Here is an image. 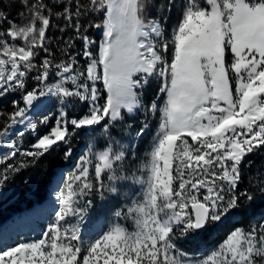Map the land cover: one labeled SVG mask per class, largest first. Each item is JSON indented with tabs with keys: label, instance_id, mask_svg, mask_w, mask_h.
I'll return each instance as SVG.
<instances>
[{
	"label": "snow or ice",
	"instance_id": "6c2138e0",
	"mask_svg": "<svg viewBox=\"0 0 264 264\" xmlns=\"http://www.w3.org/2000/svg\"><path fill=\"white\" fill-rule=\"evenodd\" d=\"M21 4L29 15L25 24L0 13V24H9L0 28V97L19 93L9 123L0 129V190L61 145L70 159L78 130L99 131L104 143L99 151L89 146L71 173L60 174L58 210L39 239L0 241V264H264V208L250 227L234 225L214 248H202L234 214L251 212L257 193L264 200L258 174L241 187L247 157L264 150V0ZM54 8L82 43L81 52L55 64L46 36ZM92 14L102 16L89 25L101 30L99 42L87 29L82 34L79 18ZM40 51L47 55L37 65ZM29 79L35 82L31 88ZM153 80L159 83L157 96L145 102ZM57 105L55 114L49 111ZM77 105L87 112L69 119ZM157 114L143 159L130 176L121 175L118 169L136 156L149 118ZM53 119L49 132L23 147L27 134ZM128 179L141 185V198L115 216L130 217L134 228L115 223L85 240L81 226L92 205L86 198L93 192L102 203L106 192L119 198L118 182Z\"/></svg>",
	"mask_w": 264,
	"mask_h": 264
},
{
	"label": "trees",
	"instance_id": "16d2710c",
	"mask_svg": "<svg viewBox=\"0 0 264 264\" xmlns=\"http://www.w3.org/2000/svg\"><path fill=\"white\" fill-rule=\"evenodd\" d=\"M49 2V0H45ZM82 5H87V0H80ZM56 9H53V15L51 19V26L49 31L46 33L47 36V47L51 56L49 59L53 63H60L66 61L68 56L75 55L82 51L81 40L77 37L74 27L69 22L62 18H58L55 15ZM0 13L7 16V21L15 22L16 24H25L29 21V15L27 11L22 7L21 0H0ZM102 16L98 14L92 15H82L79 18L80 24L83 26V30L87 29L86 34L93 40L99 42L101 38V30L95 27H89L90 24L100 23ZM176 20V12L173 10L172 14L169 16L167 21L168 29ZM5 21L0 24V28L7 29L9 27L8 22ZM73 24L75 21L72 22ZM19 45L22 42L16 41ZM71 43V47H69ZM96 51L95 47L92 49ZM47 53L40 51L39 55L35 59V63L39 65L42 63L43 58ZM80 66L84 67L83 58H79ZM32 73L30 75H34ZM54 77H50V81ZM35 82L31 79L28 80L29 88ZM100 85V84H98ZM101 87V85L99 86ZM159 88V83L153 80L149 86L144 90V100L145 102H150L157 96ZM19 99V93H13L11 95L0 97V129H2L7 123H9V115L12 113L13 105L12 101ZM163 98L161 97L157 102L162 103ZM59 105L51 107L50 112L56 113ZM87 112V108L83 105H77L75 108L69 110V119L75 117L79 118ZM45 114H48L47 112ZM140 119L137 118L134 121L135 128L140 127ZM159 116L158 114L154 117L149 118V130L146 131L145 135L139 141L136 147V156L131 157L128 161L123 162V167L118 169L121 175L130 176L134 172L135 167L143 159L146 150L149 148V142L154 135L158 126ZM55 125V120H51L48 125L38 126V130L34 133H29L24 137L23 147L28 148L30 145L35 144L36 140L50 131L51 127ZM71 131V128H69ZM119 137V133H115ZM123 139V138H121ZM104 141L100 136L99 131L96 133H91L87 129H81L76 132L74 136L71 137V148L72 157L70 159L64 158V151L66 147L61 145L59 149L52 151L50 154H46L38 159L34 166H29L23 170L17 172L13 178L7 183L9 188L8 193L0 197V228L1 225L6 221L7 218L11 217L14 213H20L23 209H29L35 203L42 204L47 201L48 197V187L51 185L52 176L57 168H68L65 170V176L71 173L78 158L82 154H87L89 146H93V151H99L102 148ZM82 147L80 151L77 147ZM247 161H251V166H247ZM12 161H9L11 163ZM242 174L244 175V184L241 187H248L249 176L255 177L257 174L264 178V150L258 153L250 154L247 157L245 165L242 166ZM139 175V173H137ZM90 179L93 176L90 174ZM27 181V183H25ZM108 183L107 181H105ZM119 191L121 193L119 198H115V194L105 193L104 201L102 203L98 192H93L86 199L92 201V205L87 212L83 225L81 229L87 226L94 218L101 216L103 220V229L108 230L115 223H120L126 226L129 230L134 228L132 219L129 217L125 219L124 216L116 217V211H126L129 206H131L135 201L141 198L142 187L140 184L135 183L133 179L122 180L118 182ZM254 186V185H253ZM85 201H82V206ZM264 208V200L260 199L259 193H257V199L254 201L253 210L251 212L242 211L241 213L234 214V217H230L224 224L209 237L207 244L202 246L204 251H208L214 248L219 242L226 237V233L229 228L234 225H239L240 227H250L251 223H255L253 216L257 219L259 218L260 210ZM58 210V208L56 209ZM54 211H49L45 219H40L38 221L39 230L41 232L45 231L46 228L54 221ZM251 221V223H250ZM25 233V232H24ZM21 233L18 235L21 236ZM27 233H29L27 231ZM185 251L192 252L193 248L189 245H182Z\"/></svg>",
	"mask_w": 264,
	"mask_h": 264
},
{
	"label": "rangeland",
	"instance_id": "374dc122",
	"mask_svg": "<svg viewBox=\"0 0 264 264\" xmlns=\"http://www.w3.org/2000/svg\"><path fill=\"white\" fill-rule=\"evenodd\" d=\"M98 87L100 86V85H97ZM101 87H102V85H101ZM190 139V138H189ZM36 142H37V140H36ZM35 142V143H36ZM82 147H80V146H78L77 147V149L80 151V149H81ZM66 170H68V168H66ZM64 175H65V173H64ZM59 176H60V174H57V176L54 178V182H53V180H52V186L53 187H57V180H58V178H59ZM50 185V186H51ZM56 190V189H55ZM53 191V192H56V191ZM0 191H2L3 192V195H5L6 193H8V191H9V188L8 187H5L4 189H2V190H0ZM2 195V196H3ZM2 196H0V197H2ZM54 199H56V197L54 198ZM54 199H52L53 200V202H48V208H46L47 210H45L44 211V217H46L47 215H46V211H48V210H53V208H55L57 205L54 203ZM23 212L21 211L20 213H14L12 216H11V218H8L1 226L2 227H4L3 228V231L5 230V228H10V227H12L15 223H17L22 217H24V216H26L25 214H24V216H23ZM101 217V216H100ZM41 218V217H40ZM41 219H43V218H41ZM33 220V219H32ZM101 220H102V218H101ZM14 223V224H13ZM37 227L39 228V226L37 225ZM48 228V227H47ZM46 228V229H47ZM25 229H28V226L25 228ZM40 229V228H39ZM100 230H103V231H106L105 229H103V220L101 221V229ZM99 230V231H100ZM3 231L0 229V235L3 233ZM29 233H27V232H25L24 234H22L21 236H17V238L18 239H20V240H26V241H31V240H36V239H39L40 237H41V231H36V228H35V226L34 227H32L31 229H28L27 230ZM97 234V233H96ZM95 234V235H96ZM82 235L84 236V238H85V240H89V239H91L92 237H94L95 235H93V236H86L83 232H82ZM17 238H15V239H17ZM0 241H3V239H1V237H0ZM11 241V240H10ZM4 242H7V241H4Z\"/></svg>",
	"mask_w": 264,
	"mask_h": 264
},
{
	"label": "bare ground",
	"instance_id": "6f19581e",
	"mask_svg": "<svg viewBox=\"0 0 264 264\" xmlns=\"http://www.w3.org/2000/svg\"><path fill=\"white\" fill-rule=\"evenodd\" d=\"M59 168L56 169V171L58 170ZM56 191V190H55ZM51 198L49 199L48 202H53L52 199L55 198L56 196V192H53L51 191ZM55 200V199H54ZM48 204V203H47ZM46 204H40V207L38 208V206H35L34 208L32 209H29L27 211H24L23 213L26 215L24 217H22L17 223H13L14 226L11 227L12 228H17V229H22V228H26L27 226H30V224H33V220L31 219V216H33L34 214H36V212H39L43 209H45V206ZM47 206V205H46ZM101 217L100 216H97L96 218H94L90 223L89 225L85 226L83 228V233L86 235V236H93L95 235L100 229H101ZM37 231V230H36ZM38 232V231H37Z\"/></svg>",
	"mask_w": 264,
	"mask_h": 264
},
{
	"label": "water",
	"instance_id": "95a60500",
	"mask_svg": "<svg viewBox=\"0 0 264 264\" xmlns=\"http://www.w3.org/2000/svg\"><path fill=\"white\" fill-rule=\"evenodd\" d=\"M35 206H38V205L36 204ZM35 206H34V207H35ZM34 207H32V208H34Z\"/></svg>",
	"mask_w": 264,
	"mask_h": 264
}]
</instances>
